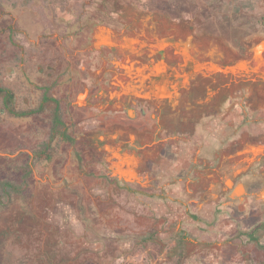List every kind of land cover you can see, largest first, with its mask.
<instances>
[{"label": "rangeland", "instance_id": "rangeland-1", "mask_svg": "<svg viewBox=\"0 0 264 264\" xmlns=\"http://www.w3.org/2000/svg\"><path fill=\"white\" fill-rule=\"evenodd\" d=\"M151 15L239 55L246 40L264 36V0H0L9 108L35 110L45 98L40 113L20 117L0 95V179L29 170L24 195L0 209V264H264V215L242 223L237 213L192 214L154 193L156 183L142 190L116 178L103 156L106 146L110 159L119 156L111 134L130 120L101 121L107 59L97 34L131 33ZM56 107L61 126L52 122Z\"/></svg>", "mask_w": 264, "mask_h": 264}, {"label": "crops", "instance_id": "crops-1", "mask_svg": "<svg viewBox=\"0 0 264 264\" xmlns=\"http://www.w3.org/2000/svg\"><path fill=\"white\" fill-rule=\"evenodd\" d=\"M157 20L167 22L160 17ZM174 31L171 35L179 39L164 52L179 64L166 67L163 60L147 63L145 68L158 77L148 82L137 70L131 80L133 90L116 106L102 95L101 120L108 122L114 111L130 118L129 142L136 145L129 148L132 154L116 159L123 166L133 159V168L135 159H144L139 164L148 172L135 173V184L142 190L156 183L154 193L181 200L192 214L223 218L237 213L242 223H247L253 216L264 215V36L246 40L244 54L239 55L234 49L222 50L218 38L188 32L193 47L228 57L242 56L237 65L217 71L233 76L245 71L244 79L225 84L223 92L212 90L206 97L201 93L196 102L200 105L194 106L184 93L191 73L184 72V67L194 71L204 67L183 40L187 31ZM166 72L169 77L159 79ZM145 183L149 186L144 187Z\"/></svg>", "mask_w": 264, "mask_h": 264}, {"label": "flooded vegetation", "instance_id": "flooded-vegetation-1", "mask_svg": "<svg viewBox=\"0 0 264 264\" xmlns=\"http://www.w3.org/2000/svg\"><path fill=\"white\" fill-rule=\"evenodd\" d=\"M146 17V16H145ZM149 17V16H148ZM160 17V16H159ZM159 17H155L154 15H151L148 19H141L136 24L134 30L130 32H127L126 30L120 31V34L117 35L111 34L109 31H102L97 34L96 41L98 43H103V47L105 48L104 51L101 53L103 57L107 59L106 62L101 61L100 65V76L101 80L104 82L103 91L99 92V99H100V107L104 101L101 100V96H105L107 100H110L112 103L111 106H116L118 103L121 102V99L123 97H126L128 94H130L128 91L133 90V86L131 85V80L134 78V74H137V70H140L142 76H147V81L154 80L158 76H154L152 74V71H148L145 68V65L147 63L157 64L161 63L162 60L166 67H169L171 63L172 66L174 64L178 65L179 63L177 61H172L168 57V53L164 52V49L168 47V44L171 42H177L179 38H177L175 35H171L172 32H175L173 28L168 26V23L162 24L157 19ZM157 18V19H156ZM161 18V17H160ZM183 40L187 46V48H193L195 50V56L198 58L200 57L199 63L203 65V69H199L197 71H194L193 69H189L187 67H184V72H191L188 74L189 79V87L187 90L184 91V93L187 92V95L190 98V103L195 105H200L197 102L198 96L201 95V93L204 94L206 97V93L210 91H221L223 92V87L225 84H233L234 80H242L245 78V71L239 72V74L232 75L230 72H220L217 71L218 68H222L225 70L229 66H235L238 63V59H242V56H233L228 57L224 54H214L209 53L208 50H201L199 46L193 47V42H190L188 38V32H186L183 36ZM111 43V44H110ZM177 45H183L182 43H176ZM185 46V47H186ZM155 50H158L156 52ZM164 57V58H163ZM188 56H186L187 58ZM110 58V59H108ZM233 58V59H232ZM230 60V61H229ZM184 63V61H183ZM187 68V69H186ZM186 69V70H185ZM250 70V68L248 69ZM169 72L161 73L159 76V79L162 78H168ZM173 73V72H172ZM171 73V74H172ZM128 76V78L125 80V77ZM90 77H87V81L89 84H91ZM197 83V85L195 84ZM137 83V82H136ZM138 85V83H137ZM136 85V86H137ZM135 86V87H136ZM108 87L110 92H108ZM134 87V88H135ZM111 88V89H110ZM4 89V88H1ZM6 90V89H4ZM138 90V89H134ZM8 91V90H7ZM88 90H85V93L88 96ZM108 92V93H107ZM10 95V99L12 98V95L8 91ZM1 95V94H0ZM86 96V100H87ZM203 96V95H202ZM111 98V99H110ZM204 100V97H203ZM9 101H8V108H5L3 105V108L7 110L10 113H14L15 115L19 116L20 113H28V115L20 116V117H27L33 114L40 113L42 104L45 101V98H42V102L38 108L35 110L30 111H21V112H14L9 108ZM2 104L3 103V97H2ZM99 107V108H100ZM90 108H93L92 106ZM92 111V109H91ZM32 112L31 114H29ZM58 110L57 107L54 111L52 122L58 126L62 125V122L60 121V118L58 116ZM117 113L114 111L112 114ZM126 116V115H124ZM104 118V117H103ZM127 118V116H126ZM109 119H111L108 116V122ZM130 120V118H128ZM107 122V120H101ZM104 122V123H105ZM107 122V123H108ZM106 123V124H107ZM114 123V121H113ZM117 123H120L119 121ZM119 125V124H118ZM132 127L128 126L127 130L122 133L119 132L120 129L113 132L112 137L115 138V140H111V142L116 145V149L119 150V155L121 158L123 155H129L132 154L130 151L128 152L129 148L132 149L133 145H136L134 142H129L130 140V131ZM130 130V131H129ZM94 130H90V133H94ZM123 135H122V134ZM100 138V137H99ZM108 136L104 139L103 143H106V145H110V141L107 140ZM63 139V137H62ZM67 139H70V137H67ZM102 142V141H100ZM108 142V143H107ZM127 143V144H126ZM102 146V145H101ZM107 147V146H106ZM104 148L103 156L107 155L106 160H112V164L116 166V169L114 171V176L118 179H121L122 181L128 182V183H138L137 178L138 176L135 175L139 174V172H148L147 168H143L140 166L139 162H143V158L140 159L137 158L136 166L131 165L133 159H128L126 163H129L126 166H123L121 161L117 160L116 156L110 159L108 155H110L109 151H111V146L109 148ZM114 147V146H113ZM121 150V151H120ZM138 157V156H137ZM122 160V159H121ZM146 170V171H145ZM150 171V170H149ZM148 174V173H147ZM145 175V177H149L148 175ZM237 209V208H236Z\"/></svg>", "mask_w": 264, "mask_h": 264}, {"label": "trees", "instance_id": "trees-1", "mask_svg": "<svg viewBox=\"0 0 264 264\" xmlns=\"http://www.w3.org/2000/svg\"><path fill=\"white\" fill-rule=\"evenodd\" d=\"M0 94L3 97V105L5 108H8V101L10 95L7 90L0 88ZM30 112L29 114H31ZM19 116L28 115V113H20ZM29 170L25 168L20 176V179L16 182H11L7 178L0 179V209L3 208V204L9 202L14 194H23V191L26 189L23 186L26 184V179L28 178ZM24 195V194H23ZM176 264H180V261H177Z\"/></svg>", "mask_w": 264, "mask_h": 264}]
</instances>
